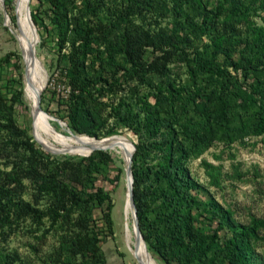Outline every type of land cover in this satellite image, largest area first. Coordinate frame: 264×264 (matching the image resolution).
<instances>
[{
  "label": "trees",
  "instance_id": "obj_1",
  "mask_svg": "<svg viewBox=\"0 0 264 264\" xmlns=\"http://www.w3.org/2000/svg\"><path fill=\"white\" fill-rule=\"evenodd\" d=\"M111 2L37 0L31 6L35 25L44 14L57 34V63H65L60 74L70 87L69 127L96 138L119 127L135 135L139 228L163 264H264L257 250L264 217L239 221L231 207L218 215L208 187L190 171V162L215 142L246 146L251 137H264V0ZM165 18L173 30L162 25ZM15 55L0 56V64ZM174 62L183 64L184 76L173 72ZM22 88L10 104L0 89V230L45 220L36 238L63 230L56 264H104L106 235L93 213L100 199L109 209L113 204L108 192L93 191L92 173L113 160L101 150L88 156L44 150L15 122ZM202 163L211 183L220 185L222 167ZM0 264L30 263L0 251Z\"/></svg>",
  "mask_w": 264,
  "mask_h": 264
},
{
  "label": "rangeland",
  "instance_id": "obj_2",
  "mask_svg": "<svg viewBox=\"0 0 264 264\" xmlns=\"http://www.w3.org/2000/svg\"><path fill=\"white\" fill-rule=\"evenodd\" d=\"M105 1L107 4H112L111 0ZM35 4H37V0H29L30 11L31 6L33 7ZM23 12L24 7L18 10L15 0H0V56L10 51L16 53L10 60L2 61L0 64V89L4 101L6 104H10L11 94L21 84V88L23 87L22 101L14 104L15 122L20 127L28 130L37 144L41 142L45 147L59 151L53 154L88 156L95 151L101 150L112 158L113 161L110 165L99 162L100 171L92 173L95 186L93 191L98 193L108 192L111 197L110 202L113 204V207L109 209L108 201L100 199L99 204L94 207L93 213L96 224L103 227L106 235L102 242V250L106 258L104 264H138L139 260L133 254L132 248L126 239V220L133 231L135 228L132 225L131 214L127 219L124 214L127 181L124 172L126 161L122 153L110 148H101L81 155L64 149L54 142L50 143L35 125L29 85L30 72L20 50V35L22 31L20 19ZM41 16L44 19L43 23H39L38 26L35 25L39 37L35 31L32 39V49L41 62L45 76V84L40 92L42 107L40 110L48 117L51 128L61 133L64 137L71 138L76 135H86L78 134L69 127L66 116L67 108L64 103L65 99L68 98L67 87L69 85L66 82V78L60 74L61 67L65 63L62 65L57 63V59L61 55L56 44L57 34L52 30L51 24L46 26L48 18L44 14H41ZM162 25L170 30L174 29L168 18L162 21ZM68 47L66 44L61 48L63 53L67 51ZM170 65L173 72L184 76L182 63L174 62ZM145 90L144 87L141 88V92ZM59 97H62V99ZM55 118L59 119L60 124L56 122ZM111 125L112 123L109 122V126ZM110 136L120 137L125 140L130 147V151L131 144L129 141L131 143L136 141L135 135L124 127H119L116 134ZM110 136L92 138L105 139ZM73 142L82 147L88 146L83 141L73 140ZM203 160L222 167L220 185L211 183L205 174ZM117 167L122 168L121 173L116 171ZM79 171L81 175L84 174L86 165H81ZM190 171L194 177L208 187L211 195H213L218 215H221L226 207H231L234 216L239 221H247L250 215L264 217L263 136L251 137L249 144L246 146L234 143L231 147H227L220 142H215L198 159L190 162ZM25 183L28 184V181L25 180ZM29 197L27 193L24 195L25 199H29ZM46 226L45 220L40 225L30 220H22L18 224L12 223L10 226H6L4 230H0V251L11 255L18 253L20 257L28 260L30 264H56L55 260L58 258V253L60 256L62 254L60 252V236L63 230L58 228L49 232L43 239L36 238L41 235ZM262 235L263 240L259 243L257 250L264 258V229L262 230ZM143 243L150 256L152 255L151 258L154 262L163 264L155 253L153 254L152 251H149L146 242L143 241Z\"/></svg>",
  "mask_w": 264,
  "mask_h": 264
},
{
  "label": "bare ground",
  "instance_id": "obj_3",
  "mask_svg": "<svg viewBox=\"0 0 264 264\" xmlns=\"http://www.w3.org/2000/svg\"><path fill=\"white\" fill-rule=\"evenodd\" d=\"M15 1L17 2L18 10L24 7V12L22 18L20 19V24L22 26V31L20 35V50L22 56L26 60L30 72L29 85L31 88L32 114L37 129L50 143L54 142L64 149L79 153L81 155L87 154L95 149H101V148L114 149L117 152L122 153L127 164L129 161V154L132 151V146L130 151V147L127 144V142L120 137L110 136L105 139H96V138L88 137L86 135H76L71 138H68L66 136L64 137L61 133L56 132L53 128H51V126L49 125L48 117L40 110V108H38L37 105L38 96L45 84V76L42 70L41 62L36 57L32 49V39L35 34V29L31 24L27 12L26 0H15ZM73 140L83 141L87 143L88 146L82 147L76 145L73 142ZM126 181H127L126 187H129L131 182V177L126 176ZM124 214L126 219L130 216V214L132 216L130 194L128 189L126 190ZM132 225H133V219H132ZM125 229H126V239L129 242L130 247L132 248L133 254L139 260L140 264H156L154 260L151 258L152 255L150 256V254L148 253L143 243V239L141 237L137 238L135 230L133 231L132 228H130V226L127 223V220L125 223Z\"/></svg>",
  "mask_w": 264,
  "mask_h": 264
},
{
  "label": "water",
  "instance_id": "obj_4",
  "mask_svg": "<svg viewBox=\"0 0 264 264\" xmlns=\"http://www.w3.org/2000/svg\"><path fill=\"white\" fill-rule=\"evenodd\" d=\"M26 4H27V12H28V15H29L31 24L33 25V28L35 29V31H36V33L38 35V32H37V29L35 27L34 21L32 20V17H31L30 8H29V0H26ZM38 37H39V35H38ZM37 105H38V108H42L41 107V94L38 96V103H37ZM55 119L57 120L56 122L58 124H60L59 121H58L59 119H57V118H55ZM36 140L38 141L37 138H36ZM129 143L132 146V151L129 154V161L126 164V166L124 167V172H125V175L126 176H130L131 177L130 186L127 187V189L129 190V194H130V203H131V209H132L133 226L135 228V233L137 235V238L138 237H141L143 239V236H142L141 231H140V228H139L138 217H137V209H136V206H135V203H134V199H133L132 155H133V152L135 150V146H134V143H131L130 141H129ZM39 144L42 146L43 149H45L46 151H49L50 153H57V152H59L57 150H51V149L45 147L41 142H39ZM138 264H140L139 261H138Z\"/></svg>",
  "mask_w": 264,
  "mask_h": 264
},
{
  "label": "built area",
  "instance_id": "obj_5",
  "mask_svg": "<svg viewBox=\"0 0 264 264\" xmlns=\"http://www.w3.org/2000/svg\"><path fill=\"white\" fill-rule=\"evenodd\" d=\"M67 92H68V95H69V93H70V87L69 86L67 87Z\"/></svg>",
  "mask_w": 264,
  "mask_h": 264
}]
</instances>
